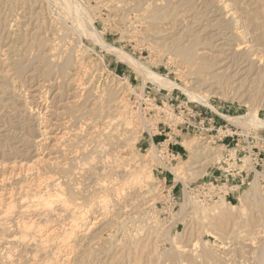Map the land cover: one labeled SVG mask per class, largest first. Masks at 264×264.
<instances>
[{"label": "rangeland", "instance_id": "1", "mask_svg": "<svg viewBox=\"0 0 264 264\" xmlns=\"http://www.w3.org/2000/svg\"><path fill=\"white\" fill-rule=\"evenodd\" d=\"M50 1L0 0V213L3 217L0 216V264H181L182 261V264H194L193 260H196L195 264H260L263 251V245H260L264 244V207L254 208L250 201L243 199L253 179L226 201L237 207L229 212V207L224 208L230 214H226L227 218L222 222L227 230L206 229L203 226L206 222L202 224L198 212L191 206L182 211L184 184L183 180L175 179L172 171L182 167L186 184L206 181V178L201 179L206 173L208 175V168L220 156L221 148L198 137L181 135L176 128L171 129L172 126L168 130L163 125L161 111L168 99L172 100L170 104L188 103L199 109L202 104L190 100L186 95L188 92L205 97L210 105L230 117H249L255 113L256 117L264 119V0H191L188 8L180 6L183 0H58L57 4L56 0ZM59 1L67 2V7ZM203 12L207 14H201ZM156 13L160 19L153 18ZM93 30L97 34L94 38ZM181 35H189V40L199 35V41L203 38L217 40L222 35L227 46L213 40L212 50L207 52L188 42L182 44ZM98 37L107 46L121 51L144 69L175 85L174 88L145 82L133 68L103 49ZM31 46L32 51L28 49ZM184 49L193 51V55L187 57ZM34 55L43 59L36 62L38 58ZM18 64H25L30 71L23 66L21 71ZM8 65L11 68H7ZM14 65L19 70L13 68ZM46 69L51 71L50 76ZM58 69L63 70H59L61 76L55 72ZM60 86L68 88L59 93ZM44 99L46 102L42 101ZM175 123L177 121L173 125ZM230 123L254 137L251 146L262 148L256 140L264 137V128ZM184 142L207 155L209 161L204 171L189 170L185 164L189 152L181 145ZM158 144L163 147L169 144L170 152L177 156L170 165L160 160L164 158L161 153L165 149L160 150ZM162 163L165 170L158 169ZM261 170L264 171V167L257 171L261 173ZM136 173L150 174L148 189L135 182ZM164 181L168 191L173 181L177 183L176 188L168 192L169 196L161 191ZM159 183L162 186L157 189ZM259 186L262 200L264 183L259 182ZM185 192L199 204L196 203L198 207L209 209L206 214L208 211L210 216L213 206H219L217 202L200 203L187 189ZM36 207L38 209H34ZM83 220L85 224H81ZM24 225L34 229H21V233L20 228ZM232 231L237 238H227ZM48 232V238L40 241L38 234L42 237ZM31 233L35 235L32 237ZM251 251H254L253 255ZM203 252L210 253L209 256L220 262L212 261L210 257L208 261L200 259ZM26 259L29 262L24 261Z\"/></svg>", "mask_w": 264, "mask_h": 264}, {"label": "bare ground", "instance_id": "2", "mask_svg": "<svg viewBox=\"0 0 264 264\" xmlns=\"http://www.w3.org/2000/svg\"><path fill=\"white\" fill-rule=\"evenodd\" d=\"M50 1V0H49ZM52 1H54L55 2V0H52ZM62 1V0H61ZM72 1V0H71ZM182 1V0H181ZM193 1V0H192ZM16 2V1H15ZM51 2V1H50ZM53 2V3H54ZM57 2H58V0H56V4H57ZM191 0H183V2L181 3L182 5H180V6H182V7H185V8H188V7H191V6H189V5H191ZM14 3V2H13ZM52 3V2H51ZM62 2H60L59 1V4H61ZM65 3V2H64ZM64 3H62V4H64ZM179 3V4H180ZM15 4V3H14ZM66 4V7H67V2L65 3ZM63 6V5H62ZM68 6H70L69 4H68ZM193 6V5H192ZM194 7V6H193ZM67 9V8H66ZM193 10H194V8H192ZM207 10V9H206ZM191 11V10H190ZM201 11V10H200ZM205 11V10H204ZM78 13V12H77ZM206 13V12H205ZM204 12L203 13H201V14H205ZM209 13H210V11H209ZM233 13V12H232ZM235 13V12H234ZM154 14V13H153ZM152 14V15H153ZM207 14V13H206ZM205 14V15H206ZM209 15V14H208ZM202 16H204V15H202ZM233 16V15H232ZM160 15L159 14H157L156 13V15L153 17L154 19H160ZM148 18H151L150 16H148ZM27 19V18H26ZM174 21H175V19H174ZM86 23V22H85ZM168 23H170V22H168ZM199 23V22H198ZM218 23V22H217ZM171 24V23H170ZM174 24V23H173ZM221 24V23H220ZM219 24V25H220ZM32 25V24H31ZM210 26V25H209ZM208 26V27H209ZM213 26V25H212ZM169 27V26H168ZM32 29L34 28L33 26L31 27ZM38 28V27H37ZM163 28V27H162ZM205 28V27H204ZM203 28V29H204ZM168 28H166V30H167ZM225 29V28H224ZM20 30V29H19ZM19 30H18V32H19ZM164 30H165V28H164ZM31 31V30H30ZM29 31V32H30ZM38 31V30H37ZM94 31V35H93V38H94V36L95 35H97L96 34V31L95 30H93ZM21 33L23 32L24 33V31H20ZM19 32V33H20ZM34 32V31H33ZM201 32V31H200ZM18 33V34H19ZM158 33V32H157ZM17 34V33H16ZM17 34V35H18ZM25 34H26V32H25ZM29 34V33H28ZM202 34H204L203 33V31H202ZM22 36H23V34H21ZM36 35V34H35ZM21 36V37H22ZM27 36H29V35H27ZM221 37H222V35H220ZM40 37V36H39ZM181 42H182V44H184V43H186V42H188V44L189 45H192L194 48H196L197 46H199V47H203V50H205V51H207V52H209L210 50H212V45H213V40H214V43H217V42H219V41H221V43L220 44H222L221 46H224V47H226L227 46V41H226V39H224V38H219V39H217V40H215L214 38H213V40L211 39V40H207V39H205V38H203V39H201L200 41H199V35H198V37H196L195 36V38H193V39H191V40H189L191 37L189 36V35H181ZM219 37V36H218ZM17 38H19V37H17ZM29 38V37H28ZM34 38V37H33ZM228 38V37H227ZM234 38V37H233ZM35 39V38H34ZM20 40V39H19ZM24 40V39H23ZM32 41H33V39H31ZM39 40H41V39H39ZM222 40H223V42H222ZM15 41H17V39L15 40ZM38 41V40H37ZM175 41H177V39L175 40ZM4 42V41H3ZM179 42V41H178ZM190 42V43H189ZM200 42V43H199ZM24 43V42H23ZM27 43V42H26ZM29 43H30V41H29ZM28 43V44H29ZM32 43V42H31ZM44 43V42H43ZM98 43L100 44V46L103 48V49H105V50H107V51H109L110 53H112V55H114L120 62H123V63H125V64H127L130 68H133L136 72H137V74H139V75H141L143 78H144V81L145 82H149V83H153L154 85H157L158 87L160 86V87H171V86H173V84L172 83H170L169 81H166L165 79H163L162 77H160L159 75H157V74H154V73H151V72H149L148 70H146V69H144L141 65H139L137 62H135V61H133L131 58H129V57H127L126 55H124L121 51H119V50H116V49H114V48H111V47H109V46H107L99 37H98ZM33 44V43H32ZM34 44H35V40H34ZM34 44H33V46H34ZM37 45H38V43H36ZM35 44V45H36ZM42 44V43H41ZM231 44V43H230ZM236 44V43H235ZM250 43H248V45H249ZM8 45V44H7ZM31 45V44H30ZM45 45V44H44ZM218 45V44H217ZM25 46V45H24ZM182 46V45H181ZM191 46V47H192ZM220 46V47H221ZM243 46V45H242ZM3 47V46H2ZM39 47V46H38ZM40 47H41V45H40ZM179 47V46H178ZM178 47H176V48H178ZM223 47V48H224ZM248 47H250V46H248ZM10 48H13V47H10ZM26 48V50H27V46L25 47ZM31 49V51H32V46L31 47H28V49ZM35 48V47H34ZM36 48H37V46H36ZM44 48V47H43ZM42 48V49H43ZM194 48H191V49H193V51H195L196 52V50H194ZM222 48V49H223ZM251 48V47H250ZM5 49V48H4ZM187 49V48H186ZM198 49V48H197ZM233 49V48H232ZM236 49V48H235ZM24 50V49H23ZM239 50V49H238ZM19 51V50H18ZM29 51V50H28ZM39 51V50H38ZM193 51H188V50H183V52H184V54L187 56V57H189L190 55H193L192 54V52ZM217 51V50H216ZM235 52H236V50H234ZM1 52H3L2 50H1ZM6 52V51H5ZM8 52H10V51H8ZM21 52H24V51H21ZM35 52H36V50H35ZM206 52V53H207ZM223 52V51H222ZM227 52V51H226ZM230 52H232V51H230ZM13 53V52H12ZM18 53V52H17ZM31 53V52H30ZM42 53V52H41ZM45 53V52H44ZM197 53V52H196ZM202 53V52H201ZM219 53V52H218ZM224 53V52H223ZM222 53V54H223ZM6 54V53H5ZM14 54V53H13ZM22 54V53H21ZM26 54H29V52L28 53H26ZM33 54V53H32ZM37 55H39L38 54V52L36 53ZM45 54H47V53H45ZM205 54V53H204ZM225 54V53H224ZM228 54V53H227ZM230 54V53H229ZM228 54V55H229ZM237 54H238V52H237ZM41 55V54H40ZM220 55V54H219ZM226 55V54H225ZM14 56V55H13ZM26 56V55H25ZM24 56V57H25ZM34 56H36V55H34ZM41 56H43V55H41ZM45 56V55H44ZM221 56V55H220ZM231 56V55H230ZM229 56V57H230ZM253 56V55H252ZM255 56V55H254ZM37 57V56H36ZM36 57H35V59H36ZM39 57V56H38ZM37 57V58H38ZM46 57V56H45ZM9 58V57H8ZM14 58V57H13ZM22 58H23V56H22ZM22 58L20 59V60H22ZM28 58H30V56L28 57ZM32 58V57H31ZM34 58V57H33ZM47 58V57H46ZM66 58H68V57H66ZM231 58V57H230ZM249 58V57H248ZM251 58V57H250ZM253 58V57H252ZM255 58V57H254ZM19 59V58H18ZM39 59H41V58H38V60L36 61V62H38L39 61ZM43 59V58H42ZM41 59V60H42ZM220 59V58H219ZM225 59V58H224ZM236 59V58H235ZM256 59V58H255ZM255 59H254V62H255ZM25 60H26V57H25ZM29 60V59H28ZM32 60V59H31ZM40 60V61H41ZM68 60H69V58H68ZM68 60L67 61H65V62H68ZM222 60V59H221ZM229 60V59H228ZM9 61H10V59H9ZM9 61H6V62H9ZM16 61V60H15ZM46 61H47V59H46ZM231 61V60H230ZM229 61V62H230ZM233 61V60H232ZM245 61V60H244ZM253 60H251V62H252ZM257 61V60H256ZM17 62V61H16ZM19 62V61H18ZM21 62H23V60L21 61ZM20 62V63H21ZM26 62V61H25ZM24 62V63H25ZM43 62V61H42ZM41 62V63H42ZM226 62V61H225ZM28 63H30V62H28ZM27 63V64H28ZM40 63V64H41ZM45 63V62H44ZM64 63V62H63ZM261 64H263L262 62H260ZM259 63V64H260ZM10 64V63H9ZM14 64H16L15 62H14ZM37 64V63H36ZM47 64L49 65V63L47 62ZM46 64V65H47ZM65 64V63H64ZM219 64H220V62H219ZM231 64V63H230ZM236 64V63H235ZM257 65H258V63H256ZM260 64V65H261ZM2 65H5V63L4 64H2ZM11 65H12V63H11ZM19 66V69L22 71V66H21V64H18ZM29 65H31V64H29ZM29 65H27V66H29ZM35 65V64H34ZM34 65H33V67H34ZM46 65H44L45 67H46ZM66 65H68L67 63H66ZM66 65H65V67H64V65H63V67L65 68V69H67L68 67H66ZM244 65V64H243ZM245 65H246V63H245ZM249 65V64H248ZM0 66H1V61H0ZM21 66V67H20ZM40 67H41V69L43 70L44 68H43V66H41V65H39ZM60 66V65H59ZM239 66V65H238ZM259 66V65H258ZM5 67V66H4ZM7 68L9 67V65L8 66H6ZM17 68V65H14V67L13 68ZM23 67H26L25 66V64H24V66ZM30 67H32V66H30ZM29 67V68H30ZM32 67V68H33ZM39 67V68H40ZM63 67H60L61 69L63 68ZM242 67V66H241ZM245 67V66H244ZM262 67V66H261ZM1 68V67H0ZM9 68H11V67H9ZM38 68V67H37ZM63 68V69H64ZM248 68V67H247ZM256 68H257V66H256ZM18 69V68H17ZM17 69H15V70H17ZM18 69V70H19ZM229 69V68H228ZM233 69V68H232ZM238 69H239V67H238ZM258 69V68H257ZM4 70V69H3ZM25 70V69H24ZM27 70H29V69H27V67H26V71ZM37 70V69H36ZM39 70V69H38ZM47 71H46V73L48 72H51V71H48V69H46ZM60 69H58V71H59ZM240 70V69H239ZM256 70V69H255ZM259 70V72H260V69H258ZM257 70V71H258ZM21 71H20V74H21ZM30 71V70H29ZM28 71V72H29ZM43 71H45V70H43ZM58 71H55L56 73H60V71L61 72H63V70H60L59 72ZM233 71V70H232ZM245 71V70H244ZM247 71H248V69H247ZM250 71H251V69H250ZM7 71H5L4 73H6ZM14 72V71H13ZM225 72V71H224ZM241 72V71H240ZM14 73H16V72H14ZM18 73V72H17ZM16 73V74H17ZM23 73H24V71H23ZM22 73V74H23ZM30 73V72H29ZM32 73V72H31ZM217 73H219V72H217ZM11 74V73H10ZM9 73H7V75H10ZM33 74V73H32ZM35 74H37V73H35ZM34 74V75H35ZM41 74V73H40ZM45 74V73H44ZM61 74L62 73H60V76H61ZM17 75H19V74H17ZM26 75V74H25ZM24 75V76H25ZM30 75V74H29ZM12 76V75H11ZM20 76H22V75H20ZM23 76V77H24ZM38 76V78H39V76L40 75H37ZM48 76H50V73L48 74ZM14 77V76H13ZM32 77V76H31ZM59 77V76H58ZM68 77V76H67ZM216 77V76H215ZM12 78V77H11ZM15 78V77H14ZM35 78V77H34ZM71 78V77H70ZM213 78V77H212ZM18 79H20L19 77H18ZM40 79V78H39ZM58 79H60V77L58 78ZM67 79V78H66ZM69 79V78H68ZM67 79V80H68ZM211 79V78H210ZM215 79H219V78H215ZM11 80V79H10ZM9 80V81H10ZM15 80V79H14ZM17 80V79H16ZM15 80V81H16ZM22 80V82H23V79H21ZM20 80V81H21ZM30 80V79H29ZM37 81H38V79H36ZM14 81V82H15ZM56 81V80H55ZM54 81V82H55ZM216 81V80H215ZM231 81V80H230ZM21 82V83H22ZM27 82V81H26ZM46 82V81H45ZM49 82V81H48ZM52 82V81H51ZM211 82V81H210ZM53 83V82H52ZM58 83V82H57ZM64 82H62V84H63ZM203 83V82H202ZM215 83V82H214ZM216 83H217V81H216ZM243 83V82H242ZM20 84V83H19ZM29 84V83H28ZM36 84V83H35ZM37 84H38V82H37ZM46 84H47V82H46ZM61 84V85H62ZM3 85V84H2ZM9 85V84H8ZM18 85V84H17ZM21 85V84H20ZM22 85H24V84H22ZM34 85V84H33ZM32 85V86H33ZM40 85V84H39ZM42 85V84H41ZM48 85L49 84H47V87H48ZM53 85V84H52ZM51 85V86H52ZM64 85V84H63ZM67 85V84H66ZM241 85V84H240ZM4 86V85H3ZM36 87H37V85H35ZM46 86V85H45ZM54 86V85H53ZM56 86V85H55ZM175 86V85H174ZM174 86H173V88H174ZM243 86V85H242ZM5 87V86H4ZM35 87V88H36ZM38 87H40V86H38ZM0 88H1V86H0ZM21 88V87H20ZM24 88V87H23ZM28 88L29 87H27V89H26V91L28 90ZM40 88H42V86L40 87ZM64 88H68V86L66 87V86H64ZM63 88V89H64ZM4 89V88H3ZM15 89V88H14ZM43 89V88H42ZM45 89V88H44ZM52 89V88H51ZM60 89H62V87L60 86V88H59V90ZM63 89L62 90H60L59 91V93L60 92H62L63 91ZM169 89V88H168ZM2 90V89H1ZM12 90H13V88H12ZM11 90V91H12ZM32 90V89H31ZM37 90V89H36ZM55 90V89H54ZM57 90V89H56ZM66 90V89H65ZM15 91V90H14ZM20 91V90H19ZM24 91H25V89H24ZM46 91H47V89H46ZM50 91H52V90H50ZM58 91V90H57ZM67 91H69L68 89H67ZM2 92H3V90H2ZM23 92V91H22ZM28 92V91H27ZM33 92H34V89H33ZM63 92H65V91H63ZM77 92V91H76ZM184 92H186V91H184ZM29 93H30V91H29ZM43 93V92H42ZM42 93H40V94H42ZM73 93H75V92H73ZM80 93V92H79ZM98 93V92H97ZM6 94V93H5ZM28 94V93H27ZM27 94H25V95H27ZM62 94H64V93H62ZM80 94H82V93H80ZM104 94V93H103ZM111 94V93H110ZM21 95V94H20ZM29 95V94H28ZM33 95V94H32ZM32 95H30V97L32 96ZM37 94H35V96H36ZM57 95V94H56ZM65 95V94H64ZM99 96H100V93L98 94ZM186 95L188 96V98L190 99V100H196V102L198 101V103H200V104H202V105H204V106H207V107H210V104H209V102L207 101V99L205 98V97H200V96H198V95H195V94H193V93H188V92H186ZM34 96V97H35ZM38 96H39V93H38ZM45 96V95H44ZM58 96H62V95H58ZM94 96H97V95H94ZM37 97V96H36ZM43 97V96H42ZM45 97H47V96H45ZM44 97V98H45ZM57 97V96H56ZM55 97V98H56ZM65 97H66V95H65ZM71 97V96H70ZM76 97H79V96H76ZM83 97V96H82ZM92 97V96H91ZM106 97V96H105ZM28 98V97H27ZM63 98V97H62ZM80 98V97H79ZM97 98V97H96ZM23 99H24V97H23ZM33 98H31V100H32ZM40 99V98H39ZM42 99V98H41ZM59 99H61V98H59ZM30 100V101H31ZM58 100V99H57ZM66 100H67V98H66ZM73 100V99H72ZM76 100V99H75ZM84 100V99H83ZM88 100V99H87ZM103 100V99H102ZM38 101V100H37ZM41 101V100H40ZM42 101H45V99L44 100H42ZM53 101V100H52ZM55 102H56V100H54ZM81 101V100H80ZM85 101H86V99H85ZM92 101V100H91ZM23 102L25 103V101L23 100ZM29 102V101H28ZM46 102V101H45ZM57 102H59V101H57ZM56 102V103H57ZM95 102H97V101H95ZM34 103V102H33ZM35 103H37V102H35ZM48 103V102H47ZM85 103V102H84ZM88 103V102H87ZM94 103V102H93ZM104 103H106L105 102V100H104ZM40 104V103H39ZM51 104V103H50ZM52 104H53V102H52ZM55 104V103H54ZM59 104H61V103H59ZM80 104H83V103H81L80 102ZM80 104H78V106L80 107ZM95 104V103H94ZM97 104V103H96ZM27 105V104H26ZM35 105V104H34ZM36 105H38V104H36ZM67 105V104H66ZM75 105V104H74ZM85 105V104H84ZM87 105V104H86ZM44 106V105H43ZM42 106V107H43ZM45 106H46V104H45ZM52 106V105H51ZM55 106V105H54ZM58 106H60V105H58ZM62 106V105H61ZM72 106V105H71ZM77 106V105H76ZM89 106V105H88ZM98 106V105H97ZM96 106V107H97ZM36 107V106H35ZM50 107V106H49ZM63 107H64V105H63ZM66 107V106H65ZM68 107V106H67ZM67 107H66V109H67ZM31 108V107H30ZM41 108V107H40ZM44 108V107H43ZM53 108V107H52ZM61 108V107H60ZM78 108V107H77ZM86 108V107H85ZM88 108V107H87ZM91 108V107H90ZM93 108V107H92ZM212 108V107H211ZM53 109H55V110H57L56 108H53ZM76 108H74V110H75ZM83 109V108H82ZM89 109V108H88ZM101 109V108H100ZM64 110V109H63ZM68 110V109H67ZM81 110V109H80ZM79 110V111H80ZM84 110V109H83ZM93 110V109H92ZM91 110V111H92ZM251 110V109H250ZM30 111V110H29ZM45 111V110H44ZM58 111V110H57ZM82 111V110H81ZM47 112H48V110H47ZM46 112V113H47ZM51 112V111H50ZM63 112V111H62ZM61 112V113H62ZM93 112V111H92ZM96 112V111H95ZM249 112V111H248ZM88 113H91V112H88ZM53 114V113H52ZM55 114H57L56 113V111H55ZM60 114V113H59ZM80 114V113H79ZM87 114V113H86ZM86 114H84V115H86ZM96 114V113H95ZM61 115V114H60ZM81 115V114H80ZM79 116V115H78ZM82 116V115H81ZM95 116V115H94ZM248 116V115H247ZM42 117V116H41ZM40 117V118H41ZM59 117V116H58ZM62 117H63V115H62ZM99 117V116H98ZM82 118H83V116H82ZM39 119V118H38ZM79 119H81V118H79ZM58 120V119H57ZM95 120V119H94ZM228 120L229 121H231V122H237L236 124H239V125H241V126H243V127H247V126H250V127H254L255 129L256 128H264V119H261V118H258V117H256L255 116V113H253L251 116H249V117H243V116H240V117H230V118H228ZM58 121H60V119L58 120ZM57 121V122H58ZM39 122V121H38ZM65 122H67V121H65ZM64 122V123H65ZM70 122V121H69ZM43 123V122H42ZM47 123V122H46ZM70 123H72V122H70ZM75 123V122H74ZM82 123V122H81ZM58 124H61V123H58ZM57 124V125H58ZM68 124V123H67ZM40 125V124H39ZM52 125V124H51ZM62 125H63V123H62ZM72 125V124H71ZM83 125V124H82ZM89 125V124H88ZM95 125V124H94ZM97 125V124H96ZM64 126V125H63ZM68 126V125H67ZM73 127L75 126V125H72ZM71 126V127H72ZM77 126V125H76ZM75 126V127H76ZM80 126H81V124H80ZM83 126H85V125H83ZM82 126V128H84ZM91 126V125H90ZM42 127V126H41ZM53 127V126H52ZM61 127V126H60ZM65 127V126H64ZM78 127H79V125H78ZM238 127H240V126H238ZM243 127H241V128H243ZM252 127V128H253ZM44 128V127H43ZM68 128V127H67ZM66 128V129H67ZM81 128V127H80ZM90 128V127H89ZM99 128V127H98ZM58 129H60V128H58ZM71 129V128H70ZM91 129V128H90ZM97 129V128H96ZM95 129V130H96ZM45 130V129H44ZM46 130H47V128H46ZM50 130H52V129H50ZM56 130V129H55ZM65 130V129H64ZM68 130V129H67ZM84 130H86V129H84ZM94 130V129H93ZM94 130V131H95ZM38 131V130H37ZM42 131V130H41ZM99 131V129L97 130V132ZM43 132H45V131H43ZM43 132H40V133H43ZM51 132H53V130L51 131ZM50 132V133H51ZM57 132H58V130H57ZM64 132V131H63ZM68 132H70V131H67V133ZM75 132V131H74ZM81 133H82V131H80ZM87 132V131H86ZM49 133V132H48ZM59 133V132H58ZM62 133V132H61ZM71 133V132H70ZM81 133H79V134H81ZM92 133V132H91ZM90 133V134H91ZM95 133V132H94ZM46 134H47V132H46ZM65 134V133H64ZM79 134H77L78 136H79ZM82 134H84V133H82ZM40 135V134H39ZM55 135V134H54ZM69 134H67V136H68ZM96 135H97V133H96ZM41 136V135H40ZM40 136H39V138H40ZM92 136V135H91ZM98 136V135H97ZM45 137V136H44ZM56 137V136H55ZM54 137V138H55ZM62 137V136H61ZM72 137V136H71ZM73 137L75 138V136H74V134H73ZM77 137V136H76ZM95 137V141H96V136H94ZM93 137V138H94ZM49 138V137H48ZM92 138V139H93ZM49 139H51V138H49ZM55 139H57V138H55ZM60 138H58V140H59ZM90 139V138H89ZM41 140V139H40ZM47 140V139H46ZM52 140H54V139H52ZM61 140V139H60ZM65 140H66V138H65ZM91 140V139H90ZM45 141V140H44ZM93 141V140H92ZM185 141V140H184ZM61 142V141H60ZM66 142V141H65ZM70 142H71V140H70ZM189 142V141H188ZM188 142H184L183 144H181L183 147H185L186 148V150L189 152V157H188V159H187V161H186V165H188V167H189V170H194V169H201L202 171H204V168H205V166L207 165V163H208V157H207V155L206 154H202V153H200L199 152V150H196V149H193L192 148V145L190 144V143H188ZM56 143V142H55ZM68 144H70L69 142H68ZM52 145V144H51ZM60 145V144H59ZM59 145H58V147H59ZM71 145V144H70ZM54 146V145H53ZM64 146V145H63ZM62 146V147H63ZM72 146V145H71ZM55 147V146H54ZM66 148H67V145H66ZM71 148V147H70ZM69 148V149H70ZM197 148V147H196ZM56 149V148H55ZM60 149V151H63V150H61L62 148H59ZM65 149V148H64ZM156 149V148H155ZM58 150V149H57ZM68 151V150H67ZM58 152V151H57ZM64 152H65V150H64ZM63 152V153H64ZM79 152V151H78ZM77 152V153H78ZM70 153V152H69ZM59 154V153H58ZM61 155V154H60ZM68 155V154H67ZM77 155V154H76ZM78 155H79V153H78ZM214 155V154H213ZM220 155V154H219ZM71 156V155H70ZM57 157V156H56ZM72 157V156H71ZM210 157V156H209ZM68 158V157H67ZM75 157H73V159H74ZM70 159V158H69ZM219 159H220V156L218 157V158H216V161H219ZM61 160V159H60ZM72 160V159H71ZM62 161V160H61ZM64 161V160H63ZM66 161V160H65ZM67 162V161H66ZM154 162V161H153ZM152 162V163H153ZM69 163H70V161H69ZM67 164V167H68V165H70V164ZM73 163V162H72ZM71 163V164H72ZM160 163H161V161H160ZM199 163V165H197ZM64 165V164H63ZM66 166V165H65ZM67 167H66V171H67ZM170 170V169H169ZM184 169L182 168V167H180V168H178V170H176V171H172V172H174L173 173V175H174V177H175V179L176 180H183L182 181V183L184 184V187H187L188 185H189V183L188 184H186V182L187 181H185V174H184V171H183ZM188 170V171H189ZM62 171H65V169L63 170L62 169ZM69 171V170H68ZM67 171V172H68ZM71 171V170H70ZM60 172H61V170H60ZM60 172H59V174H60ZM63 173H65V172H63ZM69 173V172H68ZM138 173V172H137ZM136 173V175L134 176V180H135V182L137 183V184H139L143 189L145 188V189H148L147 187L149 186L148 184V182H149V179H150V174L148 175H146V174H143V173H141V174H137ZM197 172H193V174H196ZM62 174V173H61ZM67 174V173H66ZM66 174H64V175H66ZM71 175H72V173H70ZM94 174V173H93ZM34 175H37V174H34ZM68 175V174H67ZM91 175V174H90ZM42 176V175H41ZM74 176V175H73ZM81 176V175H80ZM97 176V175H96ZM96 176H93V178L94 177H96ZM43 177V176H42ZM45 177V176H44ZM49 177V176H48ZM75 177H76V175H75ZM74 177V178H75ZM36 178V177H35ZM39 178V177H38ZM76 178H78V177H76ZM259 178H260V176L258 175V174H256L255 175V177L253 178V180H252V182H251V184H249V190L244 194V198L243 199H245V201H250L251 202V205L252 206H254V208H259V207H264V202H262L264 199H260L259 198V196L261 195V194H259L260 193V191H259ZM40 179V178H39ZM43 179V178H42ZM45 179H47L46 177H45ZM48 179H50V180H53V179H51V178H48ZM92 179V178H91ZM40 181V180H39ZM42 181V180H41ZM43 181H44V179H43ZM56 181V180H55ZM48 182V181H47ZM36 183H38V182H36ZM52 183V182H51ZM56 183H57V181H56ZM40 184V183H39ZM43 184H45V183H43ZM37 185V184H36ZM187 185V186H186ZM53 186H55V185H53ZM38 187H41V186H39L38 185ZM47 187V186H46ZM42 188V187H41ZM48 188V187H47ZM141 188V189H142ZM43 189V188H42ZM142 189V190H143ZM2 190V189H1ZM44 190V189H43ZM261 190V189H260ZM40 191H41V189H40ZM45 191V190H44ZM147 191H149V190H147ZM153 191V190H152ZM140 192V191H139ZM145 192H146V190H145ZM2 193V192H1ZM188 192H185V190H184V199H183V203L181 204V207H182V211H183V209H184V207H186V206H191L196 212H198V214H199V218L201 219V221L203 222L202 224H204L205 222V224L203 225L206 229H209L210 227H214V229H216V230H218V229H224V230H227V226L226 225H224V224H222V222L223 221H225L226 220V218H227V216H226V214L227 215H229L230 216V214L228 213L229 212V210H231V211H233V210H236L237 209V207L236 206H233L232 204H229V203H227L226 201H224V200H221L220 202H217V203H219L218 205L219 206H213V211H211V213H212V215L210 216V214L208 213V211H207V214H206V210H209V209H206V210H203V208H200V207H198L197 206V204L194 202V201H192V200H194V199H192V197H190V196H188V194H187ZM190 193V192H189ZM9 194H10V192H9ZM149 194V193H148ZM5 195V194H4ZM10 195H12V193L10 194ZM9 195V196H10ZM146 196H147V193L145 194ZM2 196V195H1ZM8 196V197H9ZM134 196V195H133ZM145 196V197H146ZM147 197H149V195L147 196ZM146 197V198H147ZM10 198V197H9ZM4 199V198H3ZM6 199V198H5ZM131 199V198H130ZM129 199V200H130ZM144 199V198H143ZM192 199V200H191ZM133 200V199H132ZM134 201V200H133ZM21 202H22V200H21ZM26 202V201H25ZM24 201L22 202V203H25ZM20 203V202H19ZM134 203V202H133ZM2 204H3V201H2ZM11 204V203H10ZM132 204V203H131ZM37 205H39L38 203H37ZM199 205V204H198ZM4 206V205H3ZM6 206V205H5ZM4 206V207H5ZM21 206V205H20ZM27 206V205H26ZM34 206V205H33ZM41 206V205H40ZM128 206V205H127ZM206 206V205H205ZM7 207V206H6ZM12 207V206H11ZM29 207H31V209H32V206H29ZM29 207H28V209H29ZM43 207H44V205H43ZM226 207H229V209H228V212H226V210H224V208H226ZM24 208V207H23ZM5 209V208H4ZM27 209V208H26ZM25 209V211H28V210H26ZM34 209H38L37 207L36 208H34ZM3 210V209H2ZM7 210H9V209H7ZM12 210V209H11ZM46 210H48L47 208H46ZM4 211H6V210H4ZM30 211V210H29ZM34 211H36V210H34ZM38 211V210H37ZM36 211V212H37ZM41 211H42V209H41ZM2 212V211H1ZM7 213H8V211H6ZM6 212H3L5 215H6ZM31 212V211H30ZM40 212V211H39ZM226 212V213H225ZM2 213V214H3ZM22 213V212H21ZM25 213V212H24ZM42 213V212H41ZM23 214V213H22ZM26 214H27V212H26ZM28 214H30V213H28ZM38 213H36V215H37ZM10 215V214H9ZM0 216H1V213H0ZM2 217V216H1ZM5 217V216H4ZM9 217V216H8ZM3 218V217H2ZM1 220V219H0ZM214 220H215V222H214ZM73 221V220H72ZM82 221V220H81ZM200 221V222H201ZM75 222H77L76 220H75ZM79 222V221H78ZM83 222H84V220H83ZM199 222V223H200ZM219 222H221V223H219ZM26 223V222H25ZM23 224V223H22ZM81 224H85V222L84 223H81ZM32 225V224H31ZM68 225H70V224H68ZM75 225V224H74ZM21 226V225H20ZM19 226V227H20ZM82 226H84V225H82ZM199 226H201V224L199 225ZM76 227V226H75ZM79 227V226H78ZM201 229L203 228L202 226L200 227ZM21 229H23L24 231L25 230H33L34 228H32L31 226H23V228H20V232H21ZM70 229V228H69ZM76 229V228H75ZM78 229V228H77ZM76 229V230H77ZM204 229V228H203ZM260 229H261V227H260ZM70 230H73V227H72V229H70ZM69 230V231H70ZM259 230V229H258ZM18 231H19V228H18ZM38 231V230H37ZM66 231V230H65ZM236 231V230H235ZM263 231V230H262ZM29 233H30V231H28ZM27 231H26V233H28ZM36 232V231H35ZM40 232V231H39ZM203 232V231H202ZM236 232H238V231H236ZM260 232V231H259ZM22 233V232H21ZM25 233V232H24ZM69 233V232H68ZM239 233V232H238ZM237 233V234H238ZM261 233H263V232H261ZM32 234H34V233H31V235ZM50 234V232H48V233H45L42 237H40L39 235H40V233L38 234V238H39V240L41 239H46V238H48V235ZM70 234V233H69ZM203 234V233H202ZM230 235H227V238L228 237H232V238H237V235H236V233H234L233 231L231 232V233H229ZM250 234H253V233H250ZM24 235V234H23ZM27 235V234H26ZM35 235V234H34ZM66 235V234H65ZM254 235V234H253ZM259 235H260V233H259ZM264 235V234H263ZM67 236V235H66ZM226 236V235H225ZM239 236V235H238ZM251 236V235H250ZM24 237V236H23ZM22 237V238H23ZM32 237H33V235H32ZM20 238V237H19ZM21 238V239H22ZM31 238V237H30ZM35 238H37V237H35ZM50 238V237H49ZM63 238V237H62ZM226 238V237H225ZM226 238V239H227ZM239 238V237H238ZM242 238V237H241ZM246 238V237H245ZM248 238H249V235H248ZM247 238V239H248ZM252 238V237H251ZM24 240L26 239V238H23ZM64 239V238H63ZM246 239V240H247ZM264 239V238H263ZM262 239V240H263ZM20 240V239H19ZM27 240V239H26ZM30 240V239H29ZM32 240V239H31ZM30 240V241H31ZM38 240V241H39ZM40 240V241H41ZM65 240V239H64ZM238 240H240V239H238ZM33 242H36V241H34V240H32ZM48 241V240H47ZM60 241L62 242V240L60 239ZM248 241H251V240H249L248 239ZM19 242H22V244H23V241H19ZM44 242V241H43ZM43 242L41 243V244H43ZM65 242V241H64ZM237 242V241H236ZM254 242V241H253ZM260 242H262V241H260ZM39 243V244H40ZM63 243V242H62ZM67 243V242H66ZM229 243V242H228ZM231 243V242H230ZM247 243V242H246ZM252 243V242H251ZM263 243V242H262ZM47 243H45V245H46ZM48 244H49V242H48ZM47 244V245H48ZM59 244V243H58ZM61 244V243H60ZM65 244V243H64ZM233 244V243H232ZM240 244V243H239ZM238 244V245H239ZM243 245H245L244 243H242ZM242 244H240V245H242ZM249 245H251L250 244V242L248 243ZM252 244H254V243H252ZM36 245V244H35ZM51 245H53V243L51 244ZM73 245V244H72ZM236 245H237V243H236ZM248 245V246H249ZM262 245H263V247H262ZM37 246V245H36ZM54 246V245H53ZM61 246V245H60ZM59 246V247H60ZM65 246V245H64ZM262 247V249H261V247ZM259 247H260V249L261 250H263L262 251V256H261V259L259 260V262H260V264H264V244H261ZM42 247V246H41ZM45 247V246H44ZM66 247H67V245H66ZM202 247V246H201ZM224 247V246H223ZM235 247V246H234ZM244 247V246H243ZM250 247H252V246H250ZM55 248H57L56 246H55ZM54 248V249H55ZM62 248H64V247H62ZM61 248V249H62ZM69 248V247H68ZM71 248V247H70ZM69 248V249H70ZM75 248V247H74ZM174 248H180V247H174ZM241 248V247H240ZM247 248V247H246ZM67 249V248H66ZM205 249V248H204ZM242 249V248H241ZM245 249V248H244ZM249 249V248H248ZM43 250V249H42ZM62 250H65V249H62ZM251 250V249H250ZM250 250H249V252H250ZM253 250V249H252ZM255 250V249H254ZM182 251V250H181ZM205 251V250H204ZM207 251V250H206ZM241 251H243V249L241 250ZM245 251H246V249H245ZM187 251L185 250V253H186ZM193 253H194V251H192ZM210 252V251H209ZM253 252L254 251H251V255H253ZM257 252V251H256ZM255 252V253H256ZM259 252H260V250H259ZM179 253V252H178ZM182 253V252H181ZM193 253L191 254L192 256H193ZM248 253V252H247ZM210 254V253H209ZM209 254L207 255V253H205V252H203L200 256H199V258L200 259H203V260H206V261H208L209 260V257L210 258H212L213 256H209ZM230 254V253H229ZM68 255V254H67ZM181 255V254H180ZM188 255V254H187ZM228 255V254H227ZM59 256V255H58ZM178 256V255H177ZM182 256V255H181ZM181 256H179V257H181ZM232 256V255H231ZM255 256V255H254ZM257 256V255H256ZM65 257V256H64ZM221 257V256H220ZM233 257V256H232ZM246 257V256H245ZM248 257L249 256H247V259H248ZM253 257V256H252ZM251 257V258H252ZM258 257H260V255L258 256ZM188 258V257H187ZM191 258V257H190ZM225 258H227V257H225ZM228 258H229V256H228ZM244 258V257H243ZM28 259V258H27ZM24 260V261H28V260ZM65 259V258H64ZM177 259V258H176ZM192 259V258H191ZM220 259V258H219ZM224 259V258H223ZM238 259V258H237ZM30 260H32V259H30ZM214 260V258H212V261ZM222 260V259H221ZM224 260H226V259H224ZM227 260H229V259H227ZM249 260V259H248ZM256 260H258V259H256ZM48 261V260H47ZM64 261V260H63ZM62 261V262H63ZM177 261V260H176ZM180 261H182V260H180ZM184 261H187V263L189 262L187 259L185 260L184 259ZM190 261H192V260H190ZM215 262H217L216 260H214ZM230 261H231V258H230ZM233 261H235L234 259H233ZM233 261H232V263H233ZM239 261V260H238ZM3 262V261H2ZM1 262V263H2ZM29 262V261H28ZM61 262V263H62ZM183 262V261H182ZM182 262H179V263H181L182 264ZM211 262V261H210ZM218 262H220V261H218ZM217 262V263H218ZM229 262V261H228ZM256 262V261H255ZM258 262V261H257ZM186 263V262H185ZM193 263L195 264L196 263V260H193ZM202 263H203V261H202ZM189 264H190V262H189ZM209 264V263H208ZM218 264H220V263H218ZM229 264V263H228ZM258 264V263H257Z\"/></svg>", "mask_w": 264, "mask_h": 264}, {"label": "built area", "instance_id": "3", "mask_svg": "<svg viewBox=\"0 0 264 264\" xmlns=\"http://www.w3.org/2000/svg\"><path fill=\"white\" fill-rule=\"evenodd\" d=\"M171 99L162 107L163 125L170 130L176 128L181 135H191L206 140L212 146H220L221 153L219 161H216L208 168L207 173L202 177L199 184L197 182L184 187L197 199L204 204L216 203L221 200L228 201L229 197L248 184L249 179H253L256 174L260 176L259 182L264 183V171L259 173L258 168L264 167V137L256 140V144H261L262 148L251 146L254 137L243 133L240 128L232 125L228 118L230 116L220 108L200 105L197 109L188 103H178L174 105ZM210 104V103H209ZM212 107V108H211ZM232 118V117H231ZM174 121H177L173 125ZM166 142V141H165ZM164 142V143H165ZM235 142L233 145L232 143ZM163 143V144H164ZM232 144V145H231ZM242 144V147H241ZM243 144H245L243 146ZM160 150L165 149L160 159L165 164L175 161V156L166 147L158 144ZM232 146V148H231ZM253 150L256 152L254 153ZM158 169L165 170L162 167ZM163 183V182H162ZM162 183L157 186L161 188ZM162 192L169 196V191L176 188L177 183L173 181L169 191L166 190V183H163Z\"/></svg>", "mask_w": 264, "mask_h": 264}]
</instances>
